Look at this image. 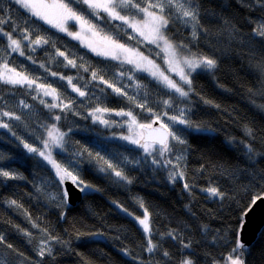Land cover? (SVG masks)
<instances>
[{
  "label": "trees",
  "instance_id": "1",
  "mask_svg": "<svg viewBox=\"0 0 264 264\" xmlns=\"http://www.w3.org/2000/svg\"><path fill=\"white\" fill-rule=\"evenodd\" d=\"M147 2L143 0L145 6ZM197 2L200 5L198 39L191 36L193 28L176 20L175 16L170 20L171 30L167 35L176 43L187 40L191 51L214 57L217 68L212 73H195L193 91L184 99L148 74L137 72L135 77L139 79L129 80L128 65L93 55L77 41L31 17L12 0H0V20L7 21L0 24V61H7L17 71L39 77L38 82L50 83L62 96L76 101L73 111L77 113L50 110L40 99L50 103L51 97L33 99L35 92L26 87L0 83V121L9 124V128H0V168L17 174L13 180L0 177V236L5 241L0 244V264H179L186 256L195 264H222L237 236L240 237L244 213L252 206L251 199L264 192V109L258 107L264 104V94H261L264 76L256 67L264 61V37L253 33L254 27L264 23V7L257 5L255 0ZM104 23L100 22L102 26ZM107 23L106 29L118 34L122 42L140 47L145 54L162 63L154 46L129 39L131 32L116 21ZM113 25L120 27L113 28ZM29 26L33 39L36 35L59 38L56 47L44 45L29 51L28 41H23L25 53L32 60L12 53L4 33L19 39L22 30ZM66 46V55L69 52L83 55L85 63L101 71L107 81L123 87L160 117L164 113L178 115L180 109L187 110L186 119L192 127L177 124L174 128L181 130L187 143L177 145L171 141L172 152L167 156V159L181 157L178 171L183 172V178L177 175L171 180V165L164 167L163 160L154 165L152 158L145 157L140 148L121 140V135L128 134L127 127L108 128L93 123L88 111L95 106L108 107L113 112L130 109L141 122H151L154 117L137 108L126 96L117 95L105 84L92 81L90 72L66 67L67 61L56 55L57 48L64 51ZM52 71L57 76L53 77ZM121 71L125 75H118ZM60 75L72 76L73 84L89 95L79 97L71 91L67 79H59ZM133 82L141 87L133 88ZM85 84L87 88L83 87ZM249 89L257 94L252 96ZM166 99H170L171 107L164 105ZM21 101L29 107H23ZM190 102L199 105L198 111ZM4 111L21 119L10 120L2 115ZM53 112L61 115L58 127L62 131L71 129L62 156L55 154V158L65 166L67 161H72L81 178L99 189L83 196L77 206L59 202L60 186L54 170L41 157L28 153L20 143L22 139L40 146L39 137H46L45 125L54 123ZM105 118L127 119L107 113ZM246 127L253 130L254 139L247 134ZM196 128L211 131H196ZM248 144L255 151L252 159L245 147ZM84 148L94 155L99 152L113 163L123 164L133 183L124 184L101 173L96 159L73 155ZM126 160L134 163H125ZM185 183L189 189L184 188ZM212 187L225 193L224 198L206 191ZM52 196L57 199H51ZM13 199L20 207L9 203ZM139 201H143L149 212L150 237L158 244V251L152 254L145 250L148 239L132 218L142 212ZM25 232L31 235L26 236ZM170 232L175 239L168 235ZM258 236L245 251L246 264H264V227ZM182 240L191 242V247L185 248ZM42 241H47L52 255L43 258L38 255ZM165 251L169 257L163 255Z\"/></svg>",
  "mask_w": 264,
  "mask_h": 264
},
{
  "label": "snow or ice",
  "instance_id": "2",
  "mask_svg": "<svg viewBox=\"0 0 264 264\" xmlns=\"http://www.w3.org/2000/svg\"><path fill=\"white\" fill-rule=\"evenodd\" d=\"M255 3L261 7H264V0H255ZM15 4L19 8L28 12L31 17H35L37 20L42 21L48 25L51 29H55L58 33H63L71 40L77 41L79 45L86 48L89 52L93 53L97 57H101L105 60L117 61L120 65H131L130 69L126 71L131 73L127 78L129 80H138L135 77V73H147L157 83L161 84L164 88L171 92H174L179 97L187 99L190 93L193 91L192 76L197 70H203L207 72H213L217 68V60L209 55H204L197 51L189 50V42L187 40H181L179 43L174 42L167 35V31H170V20L175 16V19L182 22L184 25H193L191 36L193 39H198V33L196 25L199 24L200 5L197 0H148L146 6L143 0H15ZM86 6V7H82ZM135 10L134 12L131 10ZM101 13L104 15L101 16ZM143 14L140 19L137 16ZM95 21H105L103 26ZM107 21H119L121 25L132 29V32L138 37H142L143 41H147L149 44H154L161 52L164 53L165 63L168 65L167 71L175 73L179 78V81L174 80L170 75H166L161 71L159 66L142 55L134 47L122 43L118 34H110L109 31H105L108 27ZM7 21L0 20V24ZM113 28H119V25H113ZM76 28L77 30H73ZM2 31V30H0ZM13 31H16L14 28ZM121 31L125 29L121 28ZM253 33L257 36L264 37V23L258 24L253 28ZM9 41L8 48L12 53H18L20 56L26 59L32 60L31 56L26 55L25 45L23 41H28L27 48L29 51H35L37 47L44 45H50L56 47V40L59 38H53L49 35H36L33 39L30 26L25 27L22 30L21 38H13L11 33H4ZM135 38L129 35V39ZM68 47H65L64 51L59 48L56 49V55L63 57L67 61V66L72 68H80L83 72H90L91 80L98 81L100 84H105L107 88L112 89L113 93L120 96H126L129 102L135 104L137 108L146 110L152 113L154 119L151 122H141L137 119V114H134L132 110L121 109L119 111H112L108 107L95 106L88 111V116L92 118L93 123H99L104 127H127L128 134L121 135L119 138L126 141L128 144L134 145L142 150L145 157H151V163L157 165L164 161V167L171 165L170 176L171 180H175L177 175L183 178V172L178 171L180 156H176L177 163H173V160L167 159L168 154L172 152L171 141H175L181 145L187 143V141L180 134V129H173L168 124L161 121V117L153 112L151 108H146L145 103L139 102L135 97L130 96L123 87H117L113 83L107 81L104 78V74L92 68L91 65L85 63L84 56H77L75 52H69ZM71 57V58H70ZM79 59L80 63L77 64ZM33 63H36L33 60ZM41 68H45L44 64H40ZM257 70L262 76H264V61H261L257 66ZM91 69V71H90ZM48 71L47 68H45ZM53 77L57 76L55 71L51 72ZM118 75H125L124 71L118 73ZM60 80L67 79V84L71 86V91L77 93L79 97H85L89 95V92L82 90L81 87L73 84V77L64 75L59 76ZM83 79V77H80ZM39 77H33L24 71H17L16 68L10 67L7 61H0V83L11 85L13 87L27 88L30 92H35L32 97H51L52 102H46L44 99H40V103L50 110L59 109L61 113L65 111H72L73 114H77L73 111V104L76 103L73 99H68L57 92L55 87H52L50 83L38 82ZM187 86L185 88L184 86ZM87 88V84L83 85ZM137 87H141L137 83ZM103 91V89H101ZM259 91V90H258ZM252 96L257 93L252 92L249 89ZM264 94V92H261ZM95 96V93H92ZM67 101V102H65ZM23 107L28 108L29 105L21 101ZM164 105L171 107L170 99L164 100ZM258 107L264 109V104L258 105ZM115 115L118 117H125L127 119L122 121H112L105 118V114ZM4 117H8L10 120H20L21 117L15 115L12 112L4 111L2 113ZM168 120L174 124L184 125L185 127H192L189 119L185 118V113L181 110L179 115H169L164 113ZM51 119L54 123L45 125L46 138L41 135L39 137L42 147L33 146V144L20 140L24 149L28 153L35 154L41 157L44 161L51 166L55 172V177L58 180L59 190V202L61 204H67L72 197V192L67 187H64L66 182H70L73 187L83 196L90 195L94 191H99L95 186L90 185L83 180L79 174V170L76 164L72 161H67V166L62 164L56 158H54V152L56 155L62 156L65 150V144L67 143L66 137L68 131H62L58 127V123L61 120V115L53 112ZM154 124H159L158 128H154ZM0 128H9V124L0 121ZM11 130V129H9ZM196 131H211L209 129L196 128ZM246 132L249 136L254 137V132L251 128L246 127ZM15 135V133H14ZM17 139H20L17 137ZM247 148L249 159H252L255 155L254 148L251 144L245 145ZM73 155L78 157H85L96 159L100 164L99 171L106 173L110 177H115V180L124 184H132V177L124 170V165L119 162L113 163L111 159H105L99 152L95 155L84 148L82 151H75ZM159 157V159H157ZM82 162V161H81ZM125 163H134L133 161H125ZM0 177L5 180H13L17 178V174L11 170H5L0 168ZM185 189H189L187 183L184 184ZM212 196H218L224 198L225 193L220 192L217 188L212 187L206 189ZM51 199L56 200L57 196H52ZM264 200V192L255 195L250 205H255L257 201ZM11 205L20 207L15 199L9 202ZM140 207L144 208L143 218H139L138 222L143 226L145 233H150L149 226V212L144 206L143 201H139ZM118 207L120 205H117ZM127 211L126 209H124ZM132 215V213H128ZM247 214V210L244 215ZM63 218V213L61 214ZM35 226V225H34ZM26 236H30V233L25 232ZM169 236L173 239L176 237L170 232ZM51 239H58L57 237H51ZM4 238L0 236V244L4 243ZM185 248L191 247V242L181 241ZM11 248V245H8ZM147 253L152 254L158 251V244L153 243L152 238L149 236L147 240L146 249ZM247 250V246L244 244L239 235L236 238L235 244L231 249V252L224 259L222 264H246L244 255ZM125 254H127L125 252ZM38 255L43 258L45 255H52V250L48 247L47 241H42L38 249ZM165 257H169L168 252H164ZM179 264H195L194 260L190 256L179 261ZM219 264V262H215Z\"/></svg>",
  "mask_w": 264,
  "mask_h": 264
},
{
  "label": "water",
  "instance_id": "3",
  "mask_svg": "<svg viewBox=\"0 0 264 264\" xmlns=\"http://www.w3.org/2000/svg\"><path fill=\"white\" fill-rule=\"evenodd\" d=\"M154 128H158L159 124H154ZM64 187H67L72 192L71 200L69 201L71 206H77L82 198L81 195L70 182H66ZM264 226V200L257 201L255 205H252L245 215L244 224L240 232V239L247 247H250L257 239V236Z\"/></svg>",
  "mask_w": 264,
  "mask_h": 264
},
{
  "label": "rangeland",
  "instance_id": "4",
  "mask_svg": "<svg viewBox=\"0 0 264 264\" xmlns=\"http://www.w3.org/2000/svg\"><path fill=\"white\" fill-rule=\"evenodd\" d=\"M13 2H15V0H12ZM134 10V9H133ZM135 11V10H134ZM28 13V12H27ZM101 14H103V13H101ZM143 14H140V15H138L137 16V19H140L141 18V16H142ZM93 20H94V22H97V21H95V18H93ZM42 22V21H41ZM101 21H98L97 23H100ZM116 22H118L119 24H121V22H119V21H116ZM48 26V25H47ZM189 27H191V28H193V25L192 24H189L188 25ZM125 28L126 29H128L130 32H131V34H132V36H134L135 37V39L137 40V41H139L141 44H148V45H151V46H154L155 47V50L157 51H159V55L161 56V61H162V63L160 64L158 61H156L153 57H151V56H148L147 54H145L143 51H142V49L140 48V47H135V46H132V47H134L137 51H139L142 55H144V56H146L148 59H150V60H153V62L155 63V64H157L158 66H159V68H160V70L161 71H163V72H165V74L166 75H170L174 80H177V81H179V78L175 75V73H170V72H168L167 71V69H168V65L165 63V60H164V53L163 52H161V50L158 48V47H156V45H154V44H149L147 41H143V38L142 37H138V36H136V34L135 33H133L132 32V29H130V28H127L126 26H125ZM196 28H197V25H196ZM55 30V29H54ZM73 30H77L76 28H73ZM105 31H109L108 29H106L105 28ZM63 34V33H62ZM110 34H113L112 32L110 33ZM115 35V34H114ZM122 42V41H121ZM122 43H125L124 41L122 42ZM126 45H128V46H131V45H129V44H126ZM86 49V48H85ZM156 51H155V53H156ZM91 53V52H90ZM93 54V53H92ZM162 54V55H161ZM94 55V54H93ZM129 66V68H131L132 66L131 65H128ZM201 71H203V70H197V72H201ZM140 73V72H139ZM145 74H147V73H145ZM131 75V74H130ZM132 87L133 88H136L137 87V83H135V82H133L132 83ZM185 88H186V85L184 86ZM171 92V91H170ZM174 93V92H173ZM181 110H183L184 111V113H185V118L187 117V111L185 110V109H180L179 111H178V115L180 114V112H181ZM160 116V115H159ZM161 121L162 122H164V123H166V124H168L170 127H172L173 129L176 127V125L177 124H174L172 121H170V120H168V118H167V116H165V115H162L161 116ZM179 125V124H178ZM47 135V134H46ZM46 138V137H45ZM177 143V142H176ZM177 145H178V143H177ZM39 147H42V144L39 146ZM55 152H54V158H55ZM157 158H159V157H157ZM171 160H173V163L175 164V163H177V161L175 160V157H174V159H171ZM46 162V161H45ZM47 163V162H46ZM49 165V164H48ZM50 166V165H49ZM51 167V166H50ZM143 215H144V208H142V212H141V214L139 215V216H137V217H139V218H143ZM130 216H132V215H130ZM137 217H135V216H132V218L135 220V222L137 223V225L139 226V228L142 230V232H143V234L145 235V237L148 239L149 238V236H151V232L150 233H145L144 231H143V226L142 225H140L139 224V222H138V219H137ZM149 226H150V229H151V225H150V219H149Z\"/></svg>",
  "mask_w": 264,
  "mask_h": 264
},
{
  "label": "bare ground",
  "instance_id": "5",
  "mask_svg": "<svg viewBox=\"0 0 264 264\" xmlns=\"http://www.w3.org/2000/svg\"><path fill=\"white\" fill-rule=\"evenodd\" d=\"M197 73V72H196ZM199 73H212V72H207V71H201V72H199ZM195 73H193V75H194ZM214 76V75H213ZM213 76H211L212 78H213ZM191 104H192V106H194L195 107V109L198 111V109L200 108L199 107V105H197L196 103H193V102H190ZM186 110V109H185ZM187 111V110H186ZM170 142H171V140H170ZM248 212V211H247ZM244 219H245V217H244ZM243 224H244V222H243ZM243 224H242V227H243ZM242 227H241V230H242ZM264 227V226H263ZM262 227V228H263ZM241 230H240V232H241ZM262 230V229H261ZM261 230H260V232H261ZM260 232H259V234H260ZM258 234V235H259ZM259 238V236H257V239ZM256 239V240H257Z\"/></svg>",
  "mask_w": 264,
  "mask_h": 264
}]
</instances>
